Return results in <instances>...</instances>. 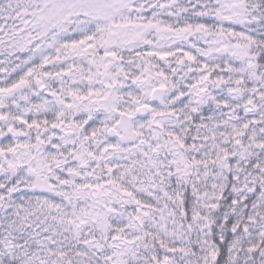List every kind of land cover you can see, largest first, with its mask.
Masks as SVG:
<instances>
[{"label": "snow or ice", "instance_id": "obj_1", "mask_svg": "<svg viewBox=\"0 0 264 264\" xmlns=\"http://www.w3.org/2000/svg\"><path fill=\"white\" fill-rule=\"evenodd\" d=\"M0 264H264V0H0Z\"/></svg>", "mask_w": 264, "mask_h": 264}]
</instances>
